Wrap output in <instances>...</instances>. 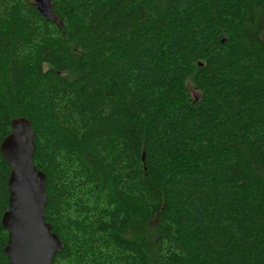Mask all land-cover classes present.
I'll list each match as a JSON object with an SVG mask.
<instances>
[{
	"label": "trees",
	"instance_id": "1",
	"mask_svg": "<svg viewBox=\"0 0 264 264\" xmlns=\"http://www.w3.org/2000/svg\"><path fill=\"white\" fill-rule=\"evenodd\" d=\"M52 8L0 0V264L18 117L53 264H264V0Z\"/></svg>",
	"mask_w": 264,
	"mask_h": 264
},
{
	"label": "water",
	"instance_id": "2",
	"mask_svg": "<svg viewBox=\"0 0 264 264\" xmlns=\"http://www.w3.org/2000/svg\"><path fill=\"white\" fill-rule=\"evenodd\" d=\"M36 4L44 17L56 19L52 0H36ZM34 137L31 122L18 117L1 143L2 154L11 166L9 207L2 216L8 230L5 251L10 264H53L55 255L64 248L60 236L45 220L47 177L34 163Z\"/></svg>",
	"mask_w": 264,
	"mask_h": 264
},
{
	"label": "rangeland",
	"instance_id": "3",
	"mask_svg": "<svg viewBox=\"0 0 264 264\" xmlns=\"http://www.w3.org/2000/svg\"><path fill=\"white\" fill-rule=\"evenodd\" d=\"M193 93H194L195 95H197V93H196L195 91H193Z\"/></svg>",
	"mask_w": 264,
	"mask_h": 264
}]
</instances>
